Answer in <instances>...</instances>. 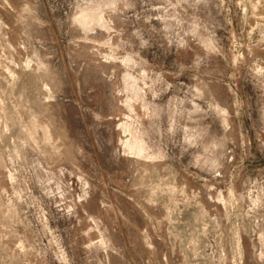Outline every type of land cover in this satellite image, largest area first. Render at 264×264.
<instances>
[{
  "label": "rangeland",
  "instance_id": "374dc122",
  "mask_svg": "<svg viewBox=\"0 0 264 264\" xmlns=\"http://www.w3.org/2000/svg\"><path fill=\"white\" fill-rule=\"evenodd\" d=\"M0 264H264V0H0Z\"/></svg>",
  "mask_w": 264,
  "mask_h": 264
}]
</instances>
